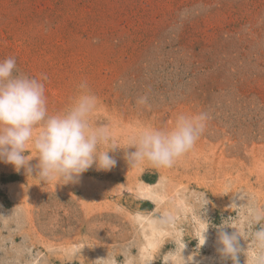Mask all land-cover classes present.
<instances>
[{
    "label": "rangeland",
    "instance_id": "rangeland-1",
    "mask_svg": "<svg viewBox=\"0 0 264 264\" xmlns=\"http://www.w3.org/2000/svg\"><path fill=\"white\" fill-rule=\"evenodd\" d=\"M9 57L47 77L50 114L87 81L94 120L119 147L114 168L76 183L0 162V264H100L108 253L162 264L177 239L191 264H220L218 226L243 227L250 200L264 205V0H0V61ZM201 111L206 130L174 168L129 165L144 125Z\"/></svg>",
    "mask_w": 264,
    "mask_h": 264
},
{
    "label": "clouds",
    "instance_id": "clouds-1",
    "mask_svg": "<svg viewBox=\"0 0 264 264\" xmlns=\"http://www.w3.org/2000/svg\"><path fill=\"white\" fill-rule=\"evenodd\" d=\"M46 80V76L37 78L21 72L14 57L0 61V162L12 165L16 172L24 169L29 176L35 167L36 178L46 184L76 183L93 166L98 171H110L117 161L109 153L119 146L110 126L94 120L99 97L87 81H82L68 106L50 114ZM137 104L150 107L147 96L140 97ZM208 119L203 111L179 113L170 128L144 125L127 147H134L135 151L126 153L125 158L131 167L146 164L156 170L172 169L195 148ZM30 147L38 153L35 166L30 163ZM207 204L205 197V209ZM243 220L244 226L239 228L226 220L218 226L220 264H241V255L245 257L244 264H264V205L251 199ZM228 227L236 231L230 233ZM206 231L202 233L204 243ZM241 238L246 247L241 245ZM174 245L164 254L162 264H191L193 256L184 255L185 241L177 239ZM98 261L142 264L139 257L121 261L109 253Z\"/></svg>",
    "mask_w": 264,
    "mask_h": 264
},
{
    "label": "bare ground",
    "instance_id": "bare-ground-1",
    "mask_svg": "<svg viewBox=\"0 0 264 264\" xmlns=\"http://www.w3.org/2000/svg\"><path fill=\"white\" fill-rule=\"evenodd\" d=\"M150 224H151V223H150ZM153 224H154V223H153ZM153 224H152V225H153ZM147 226H148V225H147ZM149 226H150V225H149ZM155 230H156V229H155ZM144 231H145V230H144ZM147 231H148V230H147ZM151 235H152V234H151ZM143 236H144V235H143ZM154 236H155V235H154ZM145 237H146V236H145ZM158 237H159V236H158ZM160 237H161V236H160ZM160 237H159V238H160ZM153 238H154V237H153ZM153 238L150 237V239H153ZM143 239H144V238H143ZM153 240H154V239H153ZM206 240H207V239H206ZM146 241H148V240H146ZM207 241H209V240H207ZM144 242H145V239H144ZM160 242H161V241H160ZM201 242H202V240H201ZM206 244H207V243H206ZM145 246H146V244H145ZM149 247L152 248V249L154 248V246H153L151 243L149 244ZM142 248H143V247H142ZM143 249H144V248H143ZM147 249H148V247H147ZM149 251H150V250H149ZM153 251H154V249H153ZM142 252H143V251H142ZM150 253H151V252H150ZM149 256H150V254H149ZM143 257H144V256H143ZM152 258H153V257H152ZM145 259H147V258H145ZM143 261H144V260H143ZM144 262H145V261H144ZM144 262H143V264H144ZM152 262H153V260H152ZM146 263H147V262H145V264H146ZM148 263H151V261L148 262ZM148 263H147V264H148Z\"/></svg>",
    "mask_w": 264,
    "mask_h": 264
}]
</instances>
